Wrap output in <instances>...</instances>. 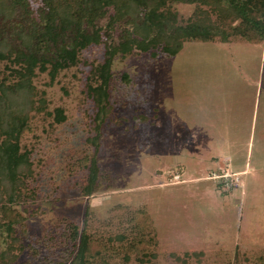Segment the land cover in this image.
Wrapping results in <instances>:
<instances>
[{"label": "rangeland", "instance_id": "obj_1", "mask_svg": "<svg viewBox=\"0 0 264 264\" xmlns=\"http://www.w3.org/2000/svg\"><path fill=\"white\" fill-rule=\"evenodd\" d=\"M168 2L180 23L200 6ZM112 13L109 8L99 24L105 27ZM119 32V25L110 31L115 41ZM104 50V43L84 49L80 61L55 79L38 69L34 90L3 85L8 61L0 62V118L12 108L27 109L37 126L36 135L24 140L37 148L32 183L38 195L21 205L29 232L40 236L62 216L82 226L87 214L95 228L123 203L149 211L160 251L204 252L188 264H251L246 255L264 249V43L186 41L173 57L137 48L118 54L113 110L97 155L103 186L84 197L69 164L94 152L87 143L92 107L83 88ZM127 72L130 84L121 78ZM59 107L67 115L61 123L51 115ZM225 171L239 175L238 187L225 189L222 178L212 176ZM8 190L0 176V195ZM27 253L14 264H25ZM160 259L153 264H173Z\"/></svg>", "mask_w": 264, "mask_h": 264}, {"label": "trees", "instance_id": "obj_2", "mask_svg": "<svg viewBox=\"0 0 264 264\" xmlns=\"http://www.w3.org/2000/svg\"><path fill=\"white\" fill-rule=\"evenodd\" d=\"M189 1L200 3L198 11L180 23L168 0H0V62L8 61L1 83L6 87L34 90L38 69L49 70L55 79L61 70L80 61L84 49L105 45L103 60L92 63L83 88L92 107L93 131L87 143L94 152L74 156L69 164L84 197L103 186L97 155L103 124L113 110L112 66L118 54L137 48L154 57L160 53L173 57L186 41L264 43V0ZM109 8L114 13L104 27L99 21ZM117 25L120 32L115 41L110 31ZM121 78L131 83L129 72ZM51 115L58 123L67 119L62 107ZM36 129L35 117L27 109L12 108L0 118V176L9 184L8 193L0 195V234L6 244L0 264H14L24 250L28 251L25 264H153L160 258L188 264L192 256L202 259V251L158 250L160 240L149 211L123 203L116 204L111 216L95 228L89 226L88 214L82 226L62 216L44 234L32 235L21 205L38 195L32 183L37 148L24 142L36 135ZM24 236L30 238L27 244ZM246 256L251 264H264V249Z\"/></svg>", "mask_w": 264, "mask_h": 264}, {"label": "built area", "instance_id": "obj_3", "mask_svg": "<svg viewBox=\"0 0 264 264\" xmlns=\"http://www.w3.org/2000/svg\"><path fill=\"white\" fill-rule=\"evenodd\" d=\"M224 171V170H223ZM213 178H217L220 177L223 180V183L225 185V189H231V188H236L240 185V177L238 174L236 173H230V172H224L221 175H212ZM175 179H179L180 178V174L176 173L174 175Z\"/></svg>", "mask_w": 264, "mask_h": 264}]
</instances>
